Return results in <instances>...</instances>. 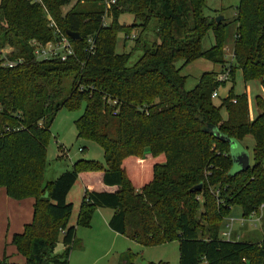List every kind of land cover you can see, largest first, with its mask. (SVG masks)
<instances>
[{
  "label": "trees",
  "instance_id": "16d2710c",
  "mask_svg": "<svg viewBox=\"0 0 264 264\" xmlns=\"http://www.w3.org/2000/svg\"><path fill=\"white\" fill-rule=\"evenodd\" d=\"M114 1L105 12L101 0H0V188L15 200L35 199L32 220L11 243L23 264H68L75 227L67 194L80 173L100 172L107 189L85 190L81 226H89L97 208H109V228L141 246L177 241L178 264H264V239L220 235L233 206L244 220L262 215L264 231V99L256 95L251 118L247 94L234 95L233 87L214 104L212 94L227 82L221 74L203 72L191 90L181 74L199 58L225 64L231 22L205 16L204 0ZM122 14L132 15V23L121 25ZM49 16L73 49L64 61L33 54L31 41L55 38ZM232 20L230 82L240 70L244 82L257 80L264 91V0H239ZM136 28L131 51L118 53V33L127 39ZM147 29L156 41L143 38ZM208 31L214 43L204 50ZM82 103L76 137L97 143L104 162L79 159L45 182L53 119ZM207 124L233 140L252 136V165L232 172L229 143L205 131ZM59 242L64 249L56 254ZM127 256L132 264L133 254ZM6 259L0 264H15Z\"/></svg>",
  "mask_w": 264,
  "mask_h": 264
},
{
  "label": "rangeland",
  "instance_id": "374dc122",
  "mask_svg": "<svg viewBox=\"0 0 264 264\" xmlns=\"http://www.w3.org/2000/svg\"><path fill=\"white\" fill-rule=\"evenodd\" d=\"M239 0H204L203 14L205 16H222L220 22H231L226 29L227 43L224 48L226 62L224 65L216 64L203 58L196 59L184 66L182 61H177L176 66L181 67V74L184 75L185 90H191L197 84L200 75L203 72L214 71L221 74V79H227L224 86L217 90V96L213 98L215 105H219L222 98H224L231 87L234 95L246 93L249 102V112L251 116H256L257 109L255 106L256 95H261L264 99V92L257 80L244 82L240 70L234 73V82H230V77L222 78L225 72L228 71L232 59V33L234 30L232 18L236 15V7ZM62 8V12H66L72 5ZM107 24L109 19L104 20ZM133 21L132 15L122 14L119 17V23L128 26ZM152 25L148 27L151 29ZM143 35L144 39L150 43L156 41L154 33L150 30ZM139 34L136 28L130 32L125 39L123 33H118L116 37V51L118 53L130 52L134 45V38ZM134 36L131 38V36ZM214 43V37L211 31L202 39V49L206 50ZM7 49L6 52H9ZM140 51L134 52L132 59L135 60ZM6 56V54H5ZM224 71V73L222 72ZM223 73V74H222ZM84 103L79 109L70 111L66 108H61L55 115L50 127V138L47 145L46 158L47 168L44 173V179L51 180L64 172L71 170L75 161L79 159L96 160L104 162L103 150L95 142L87 139L77 138L74 126V120L77 119L83 112ZM221 114L225 117V111L222 109ZM253 146L254 139L252 136H246L242 140H234L233 148L230 152L238 153L244 151L249 157L250 166L253 163ZM58 155H61L58 158ZM235 169L233 164L231 171ZM96 179V178H93ZM92 181L96 187L98 185ZM99 183V182H98ZM81 183L76 184L68 194L67 201L72 203V212L69 218V225L75 227V236L71 249L69 251L68 264H128V252L133 254L132 264H148L149 262H167L168 264H178L179 252L178 242L171 241L165 244L156 246H141L135 241H132L120 234L112 232L107 224L106 218L111 214L112 210L109 208H100L95 210L89 226L84 227L77 223V214L79 205L82 200ZM27 201L15 200L5 194V189L0 188V259L7 255L6 261L23 263L24 258L17 254L9 241L11 232L15 228H19L21 223H28L26 219ZM250 221H242V210L239 206H233L229 215L224 219L222 227L231 225V237L236 235V238H248L251 241L263 240L264 231L262 224V215L253 214ZM9 223V226H8ZM8 231V232H7ZM20 233V231H18ZM13 234V233H12ZM11 249H13L14 256L11 258ZM63 245L59 242L55 247V253L61 254L63 252ZM19 258V259H18ZM202 264V263H201Z\"/></svg>",
  "mask_w": 264,
  "mask_h": 264
},
{
  "label": "built area",
  "instance_id": "2783aa9c",
  "mask_svg": "<svg viewBox=\"0 0 264 264\" xmlns=\"http://www.w3.org/2000/svg\"><path fill=\"white\" fill-rule=\"evenodd\" d=\"M105 4V12L110 8V6L115 2L114 0H101ZM107 19V17L104 16L103 20ZM104 24H107L104 21ZM49 27L53 30L54 34V40L47 41L44 44H40L36 41H31V45L33 46V54L37 59H59L61 61H64L67 59L68 56L73 54V49L71 47V44L69 42V39L61 33L53 19L49 16ZM134 36L132 35L131 38ZM4 58V54H0V59ZM15 62L6 61L3 63V65H8L9 67L13 66ZM228 71L225 72L224 76L222 78H227ZM217 96V91H215L212 94V98ZM235 100H233L234 102ZM262 207V206H261ZM251 214V219L253 216ZM259 217V216H258ZM241 223L243 224L245 221L242 219ZM226 229H223L220 232V235L224 239H230L231 238V225H225Z\"/></svg>",
  "mask_w": 264,
  "mask_h": 264
},
{
  "label": "crops",
  "instance_id": "0c3cea01",
  "mask_svg": "<svg viewBox=\"0 0 264 264\" xmlns=\"http://www.w3.org/2000/svg\"><path fill=\"white\" fill-rule=\"evenodd\" d=\"M262 92H264L263 90H262ZM260 95V94H259ZM248 104H249V102H248ZM249 114H250V112H249ZM250 117L251 118H253L254 116H251V114H250ZM59 176V175H58ZM58 176H56V177H58ZM55 177V178H56ZM55 178H53V179H51V180H54ZM93 178H96V179H93ZM100 179H101V173L100 172H83V173H80L79 174V178H78V180L76 181V182H80L81 183V193H82V197H83V195H84V192H85V190H92V189H97V190H106L107 189V187L105 186V185H103L101 182H100ZM51 180H46V181H51ZM95 180V182H93V183H96L97 185H98V187H96L94 184H92V181H94ZM44 181H45V179H44ZM45 181V182H46ZM76 182H75V184H76ZM99 182V183H98ZM74 184V185H75ZM73 185V186H74ZM4 188V187H3ZM73 188V187H72ZM71 188V189H72ZM5 189V188H4ZM71 191V190H70ZM70 191H69V193H70ZM68 193V194H69ZM5 194H6V191H5ZM68 194H67V197H68ZM7 195V194H6ZM9 197V196H8ZM20 201H27L28 203H27V207H26V210H28V212H27V216H26V219H29L28 221L30 222L31 220H32V217H33V206H34V202H35V199L34 198H32V197H28V198H24V199H21ZM98 209H100V208H97L96 210H98ZM113 214V210H112V212H111V214H109V216L106 218V221H107V224H108V221H109V219H110V217H111V215ZM243 221V220H242ZM248 221H250V219L248 220ZM28 222V223H29ZM241 223V222H240ZM25 224H27V223H25ZM24 223H21L20 224V226H19V228L17 229V228H15V230H13V232H11V234H10V237H9V241H10V243H11V240H12V236L14 235V234H16V233H19L18 231H20V232H22V230H23V227H24V225H25ZM8 226H9V223H8ZM109 227V226H108ZM110 229V228H109ZM224 228H222L221 229V231L223 230ZM111 230V229H110ZM112 232H114L113 230H111ZM220 231V232H221ZM8 232V231H7ZM13 233V234H12ZM115 234H118V233H116V232H114ZM126 238V237H125ZM238 239H239V237H238ZM11 245L13 246V248L15 249V251H16V253L17 254H19V255H21L18 251H17V249H16V247L11 243ZM11 254H9V256L11 257V255H14V252H13V249H11V252H10ZM4 256H6V258L8 257L7 255H4ZM22 256V255H21ZM14 256H12L11 258H13ZM23 257V256H22ZM24 258V257H23ZM19 259V258H18ZM8 263H15V262H10V261H7ZM24 262H25V258H24ZM23 262V263H24ZM22 263V264H23ZM15 264H21V263H15Z\"/></svg>",
  "mask_w": 264,
  "mask_h": 264
},
{
  "label": "water",
  "instance_id": "95a60500",
  "mask_svg": "<svg viewBox=\"0 0 264 264\" xmlns=\"http://www.w3.org/2000/svg\"><path fill=\"white\" fill-rule=\"evenodd\" d=\"M222 18L223 17L220 15L215 17L216 23H219ZM66 34L71 39H79V37H80L77 32H73L70 30H67ZM204 130L213 134L214 136H216L220 140L227 141L229 143L230 150L233 148V141L234 140L231 138H228L227 136H225L223 134H221L212 124H207L205 126ZM230 155L232 157V161H233V164L235 166V169L233 170V172L243 171V170H246L247 168H249V166H250L249 157L244 151H239L238 153L230 152ZM200 187H201V185L199 184V185L195 186L193 188V190L199 189Z\"/></svg>",
  "mask_w": 264,
  "mask_h": 264
}]
</instances>
